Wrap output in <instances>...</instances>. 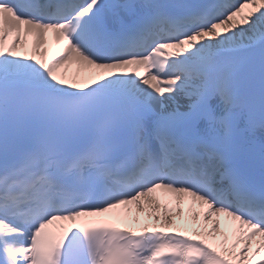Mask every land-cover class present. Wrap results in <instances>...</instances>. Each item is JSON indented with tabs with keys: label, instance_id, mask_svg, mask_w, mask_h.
I'll return each mask as SVG.
<instances>
[{
	"label": "snow or ice",
	"instance_id": "1",
	"mask_svg": "<svg viewBox=\"0 0 264 264\" xmlns=\"http://www.w3.org/2000/svg\"><path fill=\"white\" fill-rule=\"evenodd\" d=\"M0 264H264V0H0Z\"/></svg>",
	"mask_w": 264,
	"mask_h": 264
},
{
	"label": "bare ground",
	"instance_id": "2",
	"mask_svg": "<svg viewBox=\"0 0 264 264\" xmlns=\"http://www.w3.org/2000/svg\"><path fill=\"white\" fill-rule=\"evenodd\" d=\"M47 43L44 45H41V51L45 50ZM31 54H33V48L31 51ZM59 73L63 75L65 78L69 80L73 79H86L91 73L88 69L84 68L79 63L72 61L68 64L64 65L60 70ZM177 99L180 100L181 103H184L185 101L181 99L179 96ZM152 196L155 198V200L160 204V208L158 211L161 215L164 213V209L162 207L161 200L157 197L156 193H153ZM167 197L170 198V202L173 204V207L171 209V213L173 215V219L176 221L177 226L182 229L189 232V234H192V231L194 228H198L200 226V221H198L194 213L201 211L199 206H196L193 208L190 205V202L185 199V203L183 205V213L179 214L176 212V197L172 194L166 193ZM130 211L127 208L122 209H115L116 210V221L123 226L133 228L135 230H138L140 227H142L144 224H154L156 223L153 219L149 218V211L151 209L147 208L146 204V211L140 212L135 205L130 206ZM234 228L235 225L227 220L226 218H221V227L219 232L216 234L215 238L209 236L207 237L211 243L214 244V246H217L219 250L223 251V241L226 238L227 243L230 246L234 240Z\"/></svg>",
	"mask_w": 264,
	"mask_h": 264
}]
</instances>
